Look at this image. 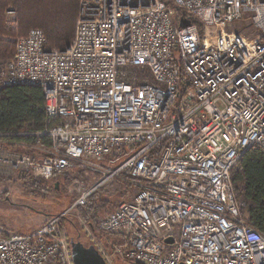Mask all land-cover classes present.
<instances>
[{
    "label": "built area",
    "instance_id": "1",
    "mask_svg": "<svg viewBox=\"0 0 264 264\" xmlns=\"http://www.w3.org/2000/svg\"><path fill=\"white\" fill-rule=\"evenodd\" d=\"M170 2L79 0L65 48L48 49L40 28L18 37L0 59V89H42L52 123L34 134L52 145L4 161L46 180L89 168L96 180L73 206L130 182L133 196L97 228L125 233L138 264H264V237L241 217L231 181L246 149L264 150V0ZM180 17L196 18L202 33ZM235 22L244 29L224 28ZM1 144L28 147L4 132ZM64 215L32 233L0 230V264H50L67 252Z\"/></svg>",
    "mask_w": 264,
    "mask_h": 264
},
{
    "label": "trees",
    "instance_id": "2",
    "mask_svg": "<svg viewBox=\"0 0 264 264\" xmlns=\"http://www.w3.org/2000/svg\"><path fill=\"white\" fill-rule=\"evenodd\" d=\"M163 1L171 5L170 0ZM78 5L79 0H0V58L13 56L16 39L27 35L31 28L43 30L47 38L46 47L48 49L65 48L70 44L74 35ZM9 10L14 11V19H11L7 13ZM177 15L181 16L184 13L178 10ZM190 19L202 33L203 27L200 21L194 17ZM46 120L44 96L40 87L18 84L0 89V132L6 133L12 141L25 142L28 148L23 152L34 155L31 147L35 145L46 149L51 147L50 138L46 135L41 138L34 134L52 123ZM159 148L160 145L154 146L155 153ZM235 163L231 170V181L234 198L240 204L239 213L248 225L264 237V150L253 145L246 149ZM65 172L66 170H59L53 174L51 179ZM30 181L34 182L33 187L38 186L41 189H46L48 185L47 180L40 182L30 179ZM120 182L123 185L119 192L121 196H125L128 188H134L126 181ZM109 202H111L110 196L98 190L88 198L86 205L79 208V214L89 224L93 234L101 241H105L104 247H111L110 251L115 261H122V264H138L125 255L128 246L125 233H105L97 228V223L102 217L101 211ZM66 220L69 221L70 227L81 232L74 219L63 216L60 224L63 225ZM80 232L76 238H71L74 241L78 240ZM66 236L69 241L70 236L68 234ZM115 247H119L121 252H113ZM50 264L66 263L60 256L50 261Z\"/></svg>",
    "mask_w": 264,
    "mask_h": 264
},
{
    "label": "rangeland",
    "instance_id": "3",
    "mask_svg": "<svg viewBox=\"0 0 264 264\" xmlns=\"http://www.w3.org/2000/svg\"><path fill=\"white\" fill-rule=\"evenodd\" d=\"M10 17L14 19L15 13L10 14ZM240 24L235 22L229 26L224 25V28L226 30L237 31L241 27L243 30V25ZM242 30L239 32L250 36L254 28L249 27L244 31ZM27 148L24 146L0 145V225L11 233H32L35 230L37 231L52 214L56 215L65 212L64 216L74 219L81 230L80 232L70 227L71 225L68 220L63 225L59 224L63 239L67 243V252L63 251V255H61L66 264H71L68 249L69 241L66 235L68 234L70 238H76L78 232H80L78 240L84 245H95L101 254L106 253L105 256H107L109 264H122V261L114 260L113 254L110 251L111 247L105 248V241H101V239L95 236L89 224L80 216L79 208L86 205V203L81 206H73L74 201L81 193L80 189L91 185L96 180V174L89 168L76 166L72 170H66L65 173H62L55 179L47 180L46 183L48 185L46 189H41L38 186L33 187L34 182L30 181V179L40 182L42 180L46 181V179L35 177L31 171L14 168L9 162L4 161L12 152L25 153L23 151H26ZM106 158L108 159L109 156H106ZM120 181L123 180L109 182L99 189L102 194L110 196L111 200L102 209V217L113 211L114 209L112 210V208H116L119 202L130 200L133 196L134 188H128L125 196L120 195L119 192L123 187ZM128 184L131 185L130 182Z\"/></svg>",
    "mask_w": 264,
    "mask_h": 264
},
{
    "label": "water",
    "instance_id": "4",
    "mask_svg": "<svg viewBox=\"0 0 264 264\" xmlns=\"http://www.w3.org/2000/svg\"><path fill=\"white\" fill-rule=\"evenodd\" d=\"M191 24V20L186 17H180V27ZM166 242H171L168 238ZM69 257L71 264H109L100 251L94 245H84L81 241L73 238L69 239Z\"/></svg>",
    "mask_w": 264,
    "mask_h": 264
},
{
    "label": "crops",
    "instance_id": "5",
    "mask_svg": "<svg viewBox=\"0 0 264 264\" xmlns=\"http://www.w3.org/2000/svg\"><path fill=\"white\" fill-rule=\"evenodd\" d=\"M10 15V14H9ZM33 150V149H32ZM0 230L7 231L3 226L0 225Z\"/></svg>",
    "mask_w": 264,
    "mask_h": 264
},
{
    "label": "bare ground",
    "instance_id": "6",
    "mask_svg": "<svg viewBox=\"0 0 264 264\" xmlns=\"http://www.w3.org/2000/svg\"><path fill=\"white\" fill-rule=\"evenodd\" d=\"M49 180V179H48ZM105 258V257H104ZM107 261V260H106Z\"/></svg>",
    "mask_w": 264,
    "mask_h": 264
}]
</instances>
